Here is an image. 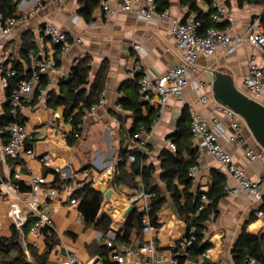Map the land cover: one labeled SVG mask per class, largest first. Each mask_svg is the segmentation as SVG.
I'll list each match as a JSON object with an SVG mask.
<instances>
[{
	"label": "crops",
	"instance_id": "obj_1",
	"mask_svg": "<svg viewBox=\"0 0 264 264\" xmlns=\"http://www.w3.org/2000/svg\"><path fill=\"white\" fill-rule=\"evenodd\" d=\"M121 1L123 0H110L113 4ZM142 1L143 4L145 0ZM39 3L41 6L38 12L29 20L16 26L13 39L8 42L5 50L0 49V70L7 62L12 63L14 59L22 60L21 48L24 40H31L45 23H51L70 37H80L82 42L60 56L59 71L47 73L48 80L52 81L49 94L51 90L58 93L61 81L69 78L77 60L87 58L91 66L90 86L88 87H91V84L102 76L101 94H106V102L93 106L95 109L83 119L82 132L78 140L70 145L67 136L72 131V125L63 116L64 106L50 105V95L46 100H34L21 116L25 118L26 127L33 132L32 145L36 150V156L9 160L4 170L6 173H13L20 169L24 180L29 179L32 173H38L45 176L49 184L59 185L58 183L61 182L63 188L69 183L93 182L94 187L100 191L103 185H108L114 189L115 193L109 199L104 196L100 216H106L112 221L109 230L115 228L121 231L127 221L128 210L130 206H133V199L130 200L127 195V187L114 186L112 179L120 160L121 150L137 149L139 140L131 135L133 113L124 110L123 107L121 110L118 109L119 101L123 97L135 96L137 84H140L142 76V73L139 74L137 70L139 65L152 77L157 78L180 63L176 40L170 31L169 24L161 20L159 16L154 19L155 22L141 20L134 12H120L112 18H106L100 6L88 20L79 11L81 8L79 0H23L16 13L21 14L26 10H31ZM197 7L201 12H211V19L214 23L212 27L220 24L223 27L216 28L227 31L233 37L245 36L251 24L256 20L260 21L264 13L262 4L245 2L239 5L238 0H229L227 8L235 22L223 20L215 23L212 17L214 11L208 1L197 0ZM168 10L173 17L182 21L191 11H195L190 8L186 0H170ZM195 12L198 14L197 10ZM136 44L141 48L136 49L134 47ZM9 46H12V50L7 57L6 50ZM251 55H256L258 63L264 66V51L258 50L247 39L241 41L232 52H229L226 47L218 46L213 57H198L199 69L194 77L211 84V88L207 91L210 98L206 104L199 101L201 93L205 90H195L192 86H188L184 92L187 104L182 105L176 98H171L170 108L161 118L157 116L155 102L143 103V113L155 116L151 132L146 131L142 136V139L148 142L145 163L153 166L155 183L168 197L166 205L159 213L161 225L156 232L159 249L172 250L188 231L187 223L179 216L171 194L162 181L163 152L165 149L174 152L168 142L171 141L176 145L174 134L190 125L189 118H184L186 109L189 111L190 107L209 117H219L228 127V133L233 132L230 129L228 118L217 110L218 102L213 98L212 91L214 79L212 71L220 70L230 73L237 87L244 91L243 80L248 71ZM252 97L264 104V93L259 97ZM6 98V87L0 82V102H3L0 110L4 109L7 112ZM241 126L247 142L260 148L243 121ZM192 140L194 145H197L194 137ZM222 144L226 151L232 154L234 162L243 168L251 179L258 181L261 178L264 156L252 161L246 154L244 146L225 139H222ZM108 157H111L110 163L107 161ZM46 158H49V164L46 163ZM131 164L127 160L125 169L128 173L131 171ZM195 164L198 165V169L195 179H192L193 190L206 193L213 185L217 174H220L219 164L213 156L207 151L200 150L199 147ZM137 180L140 181V178ZM223 182L226 184L225 178ZM22 186H25L24 189L21 188L22 192H27L28 187L23 182ZM180 187L182 188L181 185ZM141 202L139 200L138 204ZM51 205L50 216L60 233L61 246L77 253L80 259L77 264H89L90 262L105 264L98 252L102 232L85 222L78 209V204L71 205L69 197L61 195L52 200ZM263 205L264 199L256 201L245 193L235 197L226 193L222 195L217 206V215L212 216L204 230L205 240L210 246L206 251V264H235L233 248L243 232L264 236V214L263 216L258 215L259 210L263 211ZM0 222L2 224L0 237H10L14 225L9 216V207L3 202L1 196ZM31 224L30 221L28 228ZM64 235L69 236V241H66ZM146 237L144 234L142 239L137 236L136 231H133L129 241L119 242L117 245H130L137 249L140 240ZM26 255L30 264H58L54 254L45 252L43 245L39 248H30L29 254L26 252ZM109 260L117 263L110 258V253Z\"/></svg>",
	"mask_w": 264,
	"mask_h": 264
},
{
	"label": "built area",
	"instance_id": "obj_2",
	"mask_svg": "<svg viewBox=\"0 0 264 264\" xmlns=\"http://www.w3.org/2000/svg\"><path fill=\"white\" fill-rule=\"evenodd\" d=\"M205 1L211 4L214 11L212 17L215 23H220L223 20L235 22L229 14L227 0ZM141 2L143 1L123 0L118 4H113L110 0H105L102 3V9L106 18H112L120 12H134L136 17L141 20L155 22L154 19L159 16L161 20H165L169 24L170 31L176 40L180 63L157 78L144 71L142 66L137 67L138 72L142 73L139 84L140 101L143 103L155 102L158 118H161L164 112L170 108L169 100L171 98H176L182 105L187 104L184 92L188 86H192L195 90H205L200 95V103L206 104L209 101L210 96L207 91L211 88V84L194 77L199 69L197 64L199 56L213 57L218 46L226 47L229 52H232L245 39L258 50L264 51V27L259 20L251 24L248 33L243 37H233L227 31L216 27L208 28L206 34L202 35L200 34L202 21L195 11H191L182 21L173 17L168 8L160 10L156 0H145L143 4ZM40 6L41 3L31 10H26L21 14L16 13V16L8 18L0 13V49L2 51L13 39L16 26L33 17ZM31 42L33 45L27 52L28 61L25 63L27 76L18 80L5 100L9 105L8 114L14 119H17L34 100L42 101L49 98L52 81L49 79L45 87H41L42 76L50 71H59L60 56L68 53L74 45L81 44L82 39L70 37L55 25L45 23L33 35ZM134 47L136 49L141 48L138 44ZM78 62L79 60L76 63ZM0 71V82L4 87H8L10 80L16 76L17 71L11 62H7ZM243 86L244 91L254 97H259L264 93V66L258 63L256 55L250 56ZM105 102L106 94L102 93L98 105ZM2 103L0 102V105ZM216 106L217 110L228 118L230 129L233 132L228 133V127L219 117H209L190 107L192 135L200 150L207 151L218 162L219 173L226 180V194L235 197L245 193L253 200L262 201L264 199V168L258 181L251 179L245 170L234 162L232 154L226 151L222 139L244 146L246 154L252 161L263 157L264 150L247 142L242 133L243 120L239 114L223 104L217 103ZM94 109L95 107L87 111L83 119ZM118 109H122L120 104ZM3 116H6V111L1 109L0 196L9 207V216L14 227L20 233L25 251L29 254L30 248H39L43 245L45 252L54 254L58 264H77L80 261L77 253L61 246V236L54 226L50 211L52 210L51 201L61 195L68 196L71 205L78 204L73 195L83 184L80 182L69 183L63 189H59L56 183L49 184L46 177L38 173H32L27 180L23 179L20 169L13 173H6L4 168L10 159L20 160L26 157H35L36 150L32 145L33 132L25 124L16 120L1 123ZM145 133L146 130L141 129L134 135V138L139 140L137 150L143 153L147 151L148 147L147 140L142 139ZM168 145L174 152L177 151V146L173 142L169 141ZM128 161L130 163L135 162L136 155L134 153L129 154ZM46 163H50L49 158H46ZM197 169V164L190 167L189 175L192 179H195ZM22 182L28 187V191L25 193L21 190ZM232 183L234 184L232 185ZM153 196V193L142 192L138 198L132 200V203L136 202L139 210L145 213L143 230L147 238L143 246L134 249L130 245H117L119 230L115 228L105 234L106 243L111 248L110 258L118 264H180L179 254L185 252L196 241V228L193 226L188 229L186 236L176 243L173 248L176 251L158 248L156 237L158 228L151 223L148 214L149 204ZM139 200L142 202L138 204ZM210 203L211 199L206 193H203L198 213L205 210ZM263 214V211H258L259 216H263ZM30 221L32 224L28 228ZM28 233L32 236L31 241L28 240ZM52 237L55 240L48 241ZM205 256L206 252L201 254L197 260L188 258L185 264H206ZM247 262L248 264H259L253 258H249Z\"/></svg>",
	"mask_w": 264,
	"mask_h": 264
},
{
	"label": "trees",
	"instance_id": "obj_3",
	"mask_svg": "<svg viewBox=\"0 0 264 264\" xmlns=\"http://www.w3.org/2000/svg\"><path fill=\"white\" fill-rule=\"evenodd\" d=\"M23 0H0V13L6 18L16 16L17 8ZM105 0H79L81 5L80 13L83 17L91 19L94 11L102 7ZM160 10L169 7L170 0H156ZM229 2V0H227ZM239 5L243 3L262 4L264 0H238ZM190 8L198 11V18L202 20V27L200 34L204 35L205 31L214 26L211 19V12L204 13L199 11L197 7V0H186ZM260 23L264 27V13L260 17ZM216 27H223L220 24ZM30 39L24 40L21 48L22 60L14 59L12 64L17 71L14 78L10 80L8 87H6V94L9 96L11 90L16 86L19 79L27 76V69L25 63L28 61L27 52L32 46ZM60 64V61H59ZM91 66L88 59H80L73 67L71 74L67 80H62L60 83V91H50L49 104L53 107L64 106L63 116L70 121L72 131L68 134L67 140L70 145H73L78 140V134L82 132L83 117L87 111L91 110L93 106L98 104L101 90L103 88V78L98 77L90 86L89 71ZM139 74H141L139 72ZM47 74L42 76L41 87H45L47 83ZM137 90L135 96L123 97L119 104L124 110L133 113V124L131 128V135L134 136L139 130L144 128L147 132H151L155 116L145 115L143 113V102L139 100V92ZM8 105V104H7ZM9 108V105H8ZM6 108V116H3L1 123L9 121H18L25 124V118L21 115L14 119L8 114ZM184 118L190 120L188 127L178 130L174 134V142L177 146V151L171 152L164 150L162 158V181L167 186V191L177 207L179 216L187 223L188 229L196 228V241L185 252L179 254L180 264H185L186 259L192 258L197 260L201 254L209 249V244L205 240V228L207 222L212 216L217 215V206L220 198L225 194L224 176L217 174L213 185L207 196L211 199L209 206L198 213L201 195L205 192L201 190H193L192 178L189 175V169L195 164L198 152V146L194 145L193 135L191 132V117L188 109L184 113ZM136 155V161L131 164V171L128 173L125 169L129 154ZM146 152L143 153L137 149L128 150L127 148L121 150L120 160L116 165L113 174L112 184L118 188L127 187L130 200L138 198L142 192L153 193L148 214L151 223L157 228L160 227L159 213L166 205L168 197L166 193L155 183L154 168L152 165H147ZM12 161V159H10ZM140 178V181L137 180ZM70 182V181H69ZM59 188H63L61 182L58 183ZM182 186V188L180 187ZM25 186L21 188L24 189ZM223 191V193L221 192ZM78 201V209L81 211L85 222L92 225L95 229L102 232V239L98 244V252L103 258L105 264H117L109 260V253L111 248L108 247L105 234L109 231L112 221L106 216H100V211L104 201V195L101 191L94 187L93 182L84 183L83 186L77 189L73 195ZM264 211V205L262 206ZM145 213L139 210L137 203L133 202V209L127 217V221L121 231L118 232L116 244L123 241H129L133 231L137 232V236L143 239L145 234L143 228V218ZM147 238V237H146ZM140 240L138 247H141L146 242V239ZM55 240L54 237L48 241ZM176 251V249H173ZM233 256L235 264H248V259L253 258L259 264H264V239L263 235H254L247 232L238 239L233 248ZM0 264H30L27 260L25 249L22 245L20 233L14 227L13 233L10 237H0Z\"/></svg>",
	"mask_w": 264,
	"mask_h": 264
},
{
	"label": "water",
	"instance_id": "obj_4",
	"mask_svg": "<svg viewBox=\"0 0 264 264\" xmlns=\"http://www.w3.org/2000/svg\"><path fill=\"white\" fill-rule=\"evenodd\" d=\"M212 75L214 76L212 81L213 98L218 103L230 107L242 117L258 146L264 150V104L238 88L230 73L213 70ZM107 161L110 163L111 157H108ZM100 191L106 199L115 193L114 189L108 185H103ZM132 209L133 206H130L127 215Z\"/></svg>",
	"mask_w": 264,
	"mask_h": 264
},
{
	"label": "rangeland",
	"instance_id": "obj_5",
	"mask_svg": "<svg viewBox=\"0 0 264 264\" xmlns=\"http://www.w3.org/2000/svg\"><path fill=\"white\" fill-rule=\"evenodd\" d=\"M25 1H27V0H25ZM11 50H12V46H9V47L7 48V50H6V55H7V57H8V55H9V53H10ZM64 236H65L66 241H69V236H67V235H64ZM28 240H29V241L32 240V236L30 235V233H28Z\"/></svg>",
	"mask_w": 264,
	"mask_h": 264
}]
</instances>
